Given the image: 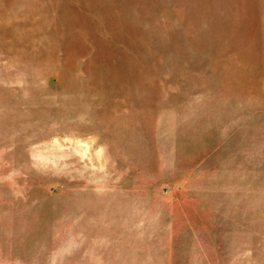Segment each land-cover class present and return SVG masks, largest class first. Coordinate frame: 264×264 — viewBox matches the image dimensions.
<instances>
[{"label":"rangeland","instance_id":"rangeland-1","mask_svg":"<svg viewBox=\"0 0 264 264\" xmlns=\"http://www.w3.org/2000/svg\"><path fill=\"white\" fill-rule=\"evenodd\" d=\"M0 264H264V0H0Z\"/></svg>","mask_w":264,"mask_h":264}]
</instances>
